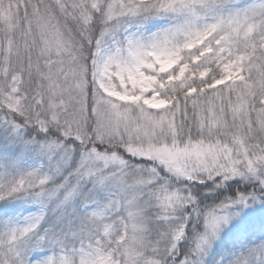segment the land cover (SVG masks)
Here are the masks:
<instances>
[{
  "label": "snow or ice",
  "instance_id": "6c2138e0",
  "mask_svg": "<svg viewBox=\"0 0 264 264\" xmlns=\"http://www.w3.org/2000/svg\"><path fill=\"white\" fill-rule=\"evenodd\" d=\"M0 264H264V0H0Z\"/></svg>",
  "mask_w": 264,
  "mask_h": 264
}]
</instances>
